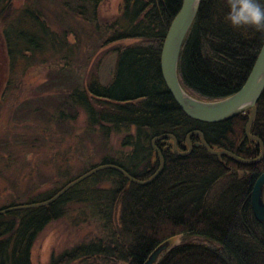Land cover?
Masks as SVG:
<instances>
[{
    "label": "trees",
    "instance_id": "trees-1",
    "mask_svg": "<svg viewBox=\"0 0 264 264\" xmlns=\"http://www.w3.org/2000/svg\"><path fill=\"white\" fill-rule=\"evenodd\" d=\"M104 1L26 0L17 8L14 0H0L1 35L11 74L8 84L12 86L20 64L27 71L36 59L43 65L50 59L65 60L51 79L56 85L69 83V91L50 103L42 101L37 111L43 116L49 113L59 125L85 114V133L98 138L104 152L99 163L90 155L83 157L86 165L77 175H71L69 167L57 169L56 188L25 202L15 199L0 211L51 200L101 165L118 166L147 181L161 168L153 141L163 135H173L180 152L189 150L190 136L193 151L180 156L173 139L157 140L165 165L149 184L130 182L121 172L106 169L48 206L0 215V264H33L38 237L51 223L73 214L76 225L95 224L100 233L53 254L49 264H146L165 243L171 246L157 264H264V223L255 217L251 202L254 185L264 172V156L252 165L214 156L196 146L201 137L195 134L201 131L213 149L258 159L261 146L246 135L252 110L224 122H201L190 118L170 93L161 56L183 0H123L117 16L103 22ZM227 12V0H202L182 47L180 82L201 101H220L237 93L264 45V32L250 26L233 28L225 19ZM66 16L95 31L96 52L113 46L115 62L107 80L95 73L87 82H74L67 74L81 39L73 28L60 30L53 23H62ZM71 35L76 37L74 43ZM250 133L264 144V92ZM115 137L120 138L117 151L110 144ZM177 239L180 243L174 244Z\"/></svg>",
    "mask_w": 264,
    "mask_h": 264
},
{
    "label": "rangeland",
    "instance_id": "rangeland-1",
    "mask_svg": "<svg viewBox=\"0 0 264 264\" xmlns=\"http://www.w3.org/2000/svg\"><path fill=\"white\" fill-rule=\"evenodd\" d=\"M122 2L105 0L102 3L100 14L103 22L117 16ZM14 3L19 8L26 0H14ZM54 9L52 6V11ZM53 23L60 30L68 26L73 28L81 39L73 56L71 71L66 70L67 74H72L74 82H87L95 73L102 80H107L115 62L113 46L96 52L98 35L85 22H76L66 16L62 23ZM70 40L74 43L76 37L71 35ZM52 60L46 65L39 59L33 60L27 71H23L20 64L12 75V86L8 84L11 74L0 24V207L15 199L25 202L30 196L53 190L59 180L57 169L61 167H69L71 175H77L86 165L83 157L90 155L95 163L103 157L104 152L98 146L100 140L89 138L85 133V114L82 113L76 122L59 125L49 118V113L43 116L37 111L42 101L50 103L54 97L69 91V83L56 85L57 81L51 79L64 66L65 60ZM6 91L8 94L4 95ZM110 144L113 151H117L120 138L115 137ZM73 219L74 214L51 223L43 231L32 250L33 264H49L53 254H61L100 233L95 224L76 225ZM173 243H180V239Z\"/></svg>",
    "mask_w": 264,
    "mask_h": 264
},
{
    "label": "water",
    "instance_id": "water-1",
    "mask_svg": "<svg viewBox=\"0 0 264 264\" xmlns=\"http://www.w3.org/2000/svg\"><path fill=\"white\" fill-rule=\"evenodd\" d=\"M202 0H183L182 7L179 13L174 18L170 29L167 33L164 47L162 50L161 56V67L162 73L167 84V87L179 104L180 108L190 117L195 120L206 122V123H219L231 120L248 110H252V115L248 121L246 126V135L251 140L257 141L261 146L262 154L258 159L255 160H245L235 155L234 153L226 150H216L210 147L205 139L204 134L201 131H196L195 134L201 137V141L196 144L197 147L202 146L205 150L214 155V156H228L232 160L237 163H241L244 165H252L260 162L264 156V144L263 142L251 135L250 129L255 120L256 112H257V103L260 100L263 92H264V45L259 53V56L256 60V63L252 69L251 74L249 75L247 81L244 86L234 95L214 102H206L201 101L193 96H191L182 86L179 79V62L182 47L184 45L185 39L187 37L188 32L199 11ZM171 138L174 140V150L180 156H188L193 151V144L191 143L190 136L188 138L189 150L187 152H180L178 149V142L173 135H163L156 138L153 141V145L159 157L161 158V168L159 171L149 180L141 181L135 179L133 176L128 174L122 168L115 165H101L90 172L84 174L79 177L75 181L71 182L67 186H65L55 197L51 200L30 204V205H20L15 207H10L0 211V215L6 214L16 210H24L30 208H38L48 206L54 203L57 199L63 196L67 191H69L74 186L78 185L88 177L94 175L95 173L106 170V169H114L121 172L130 182L145 185L149 184L153 180H155L159 174L162 172L165 162L162 153L156 147L155 143L157 140ZM252 209L255 217L261 223H264V172L257 179L253 192H252ZM171 243H165L156 249L153 254L150 256L146 264H157L160 260L161 255L170 248Z\"/></svg>",
    "mask_w": 264,
    "mask_h": 264
},
{
    "label": "clouds",
    "instance_id": "clouds-1",
    "mask_svg": "<svg viewBox=\"0 0 264 264\" xmlns=\"http://www.w3.org/2000/svg\"><path fill=\"white\" fill-rule=\"evenodd\" d=\"M225 19L233 28L254 27L264 32V0H227Z\"/></svg>",
    "mask_w": 264,
    "mask_h": 264
}]
</instances>
